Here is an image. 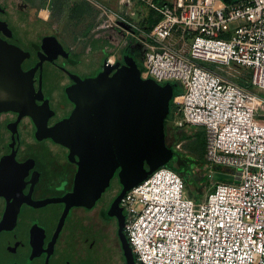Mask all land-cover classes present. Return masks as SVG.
Instances as JSON below:
<instances>
[{"label":"built area","instance_id":"obj_1","mask_svg":"<svg viewBox=\"0 0 264 264\" xmlns=\"http://www.w3.org/2000/svg\"><path fill=\"white\" fill-rule=\"evenodd\" d=\"M88 1L143 47V77L181 87L172 124L203 129L210 176L234 178L197 201L164 165L130 189L121 207L135 264H264V0H142L160 16L150 29Z\"/></svg>","mask_w":264,"mask_h":264},{"label":"flooded vegetation","instance_id":"obj_2","mask_svg":"<svg viewBox=\"0 0 264 264\" xmlns=\"http://www.w3.org/2000/svg\"><path fill=\"white\" fill-rule=\"evenodd\" d=\"M0 5V19L12 29V35L0 31V37L23 50L24 71L34 68L35 89L42 91L36 93L37 118L52 127L74 109L66 94L73 83L69 72L82 76L76 68L85 62L74 59L72 49L39 16L32 17L37 27L32 31L15 30L8 5L1 0ZM52 35L69 58L52 41L45 53L43 38ZM137 51L134 46L129 52L137 56ZM38 129L30 115L0 112V264H115L118 259L126 264L117 218L106 215L123 188L119 170L93 207L73 206L61 221L66 204L58 199L73 189L79 166L69 147L40 138ZM176 166L179 173L185 169Z\"/></svg>","mask_w":264,"mask_h":264},{"label":"water","instance_id":"obj_3","mask_svg":"<svg viewBox=\"0 0 264 264\" xmlns=\"http://www.w3.org/2000/svg\"><path fill=\"white\" fill-rule=\"evenodd\" d=\"M0 31L12 35L9 23L2 19ZM50 41L58 46V53L69 58V52L53 35L43 38L45 53H49L47 44ZM23 57L20 47L0 37V112L11 110L32 116L38 122L40 138L51 137L70 148V157L79 168L73 189L58 199L66 204L61 221L73 206L93 207L119 170L123 188L106 215L117 218V233L126 264H135L133 249L124 232L125 214L121 201L130 189L161 166L169 163L175 169L176 165L185 166L187 160L167 143L166 133V119L177 84H161L143 77L142 67L134 54L114 63L106 60L95 76L84 78L69 72L73 83L67 86L66 94L74 109L49 127L47 122H39L37 118L36 93L42 91L35 89L34 68L23 70ZM212 178L215 181L234 179L231 174L218 170L212 173Z\"/></svg>","mask_w":264,"mask_h":264},{"label":"rangeland","instance_id":"obj_4","mask_svg":"<svg viewBox=\"0 0 264 264\" xmlns=\"http://www.w3.org/2000/svg\"><path fill=\"white\" fill-rule=\"evenodd\" d=\"M1 1L8 5L11 26L15 30L32 31L37 28L32 17L35 15L39 16V18L48 23V27L55 30L72 49L74 59H88V61H83L85 62L84 66L87 63L86 67L83 66V68L78 66L76 68L84 78L95 76L103 69L104 59L100 56H104L105 58L108 53H105L103 50L101 51V47L110 50V38H112V43L118 47L117 56L120 55L119 53L123 49L124 43H126L127 46L134 45L138 50L136 53L138 54L139 60L142 58L141 52L143 53L144 51L143 47L139 44L137 45V43L135 44L134 41H128L131 40L129 38H126V42H124L125 39L121 37L122 33L117 32L113 37L111 28L106 26V17L99 19L98 15L100 14V10L95 4L88 0ZM40 3V8H36ZM43 8L49 10L48 17L46 10L41 13ZM77 50L80 52H77ZM115 50L116 48H114L113 51ZM111 54H114V52ZM128 54L129 53L124 54L123 58H128ZM179 88L181 87L179 86ZM175 127L176 126L172 124V120H170L167 124V143L171 146H175L179 141L184 142L182 144V153L180 154L182 158L187 161L185 162V169L180 171V174L185 181L186 194L197 201H203L207 195L213 191L215 186V180L208 173L205 163V133H202L203 129L200 126ZM167 165L172 167L173 164L169 163ZM115 264L123 263H119L118 259Z\"/></svg>","mask_w":264,"mask_h":264},{"label":"crops","instance_id":"obj_5","mask_svg":"<svg viewBox=\"0 0 264 264\" xmlns=\"http://www.w3.org/2000/svg\"><path fill=\"white\" fill-rule=\"evenodd\" d=\"M98 1L101 2L102 4H104L105 6H107L113 12L119 13V14L123 15L124 17H126V18H128V19H130L132 21L138 22L140 24L143 23L144 21L150 19V17H149L150 13L149 12L152 9L149 6L145 5V3L142 0H128V1H124V2H122V0H98ZM156 1L165 2L166 0H156ZM156 15H157V13H156ZM99 16H100V14L98 15V18L100 19ZM111 32L113 34L112 35L113 37L115 36V33H117V32L121 33V31L119 29H116V28H111ZM121 37L123 39H125L124 42H126V36L123 35V33L121 34ZM110 39L112 40V38H110ZM111 40H110V44H109L110 45V50H108L105 47H101V51L103 50V51H105V53H108L105 58H104V56H100L102 59H104V63H105L106 60H108V57L111 56V55H115L117 57V51H118L117 49H118V47H116L112 43ZM127 43H128V41H127ZM130 43H132V42H130ZM124 44H123L124 46L122 45L123 49L119 53L121 56H124V54H126V53L130 54L129 51H131L132 48H134V45L132 47V45L131 46H127L126 43H124ZM114 48H116L115 51H113ZM111 51L114 52V54H111L112 53ZM77 52H80V51L77 50ZM89 52H88V54H89ZM82 60L83 61H88V59L87 60L82 59ZM86 66H87V63L85 64L84 67H86Z\"/></svg>","mask_w":264,"mask_h":264},{"label":"trees","instance_id":"obj_6","mask_svg":"<svg viewBox=\"0 0 264 264\" xmlns=\"http://www.w3.org/2000/svg\"><path fill=\"white\" fill-rule=\"evenodd\" d=\"M226 1H227V2H234V1H237V0H226ZM40 6H41V3L38 4V5L36 6V8H40ZM149 13H150V14H149V15H150V16H149L150 19L144 21L143 23H141V25H142L143 27H146V28H148V29H150L151 26H152L155 22H157V21L160 19V16H159V15H156L155 11L150 10ZM132 47H133V45H132ZM141 54H142V52H141ZM137 57H138V54H137ZM138 61H139L140 65H141V67H142V71H143V70H144V65H143L142 58H141V60H139V57H138ZM181 91H182L181 88H179V87L176 88V94H179ZM173 108H174V106H173V99H172V100H171V111H170V113H169V115H168V117H167V119H166V133H167V135H168L167 124L169 123L170 120H172V116H173ZM175 128H179V127H175ZM202 133L204 134V131H203ZM170 146H171V145H170ZM171 147H173V148L175 149V146H171ZM123 259L125 260V257H124V256H123Z\"/></svg>","mask_w":264,"mask_h":264}]
</instances>
